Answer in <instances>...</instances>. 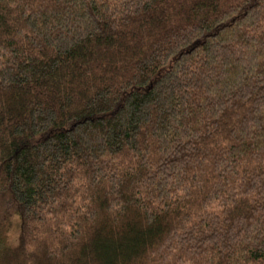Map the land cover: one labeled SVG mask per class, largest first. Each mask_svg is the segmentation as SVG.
Returning a JSON list of instances; mask_svg holds the SVG:
<instances>
[{
	"label": "trees",
	"instance_id": "obj_1",
	"mask_svg": "<svg viewBox=\"0 0 264 264\" xmlns=\"http://www.w3.org/2000/svg\"><path fill=\"white\" fill-rule=\"evenodd\" d=\"M0 264H264V0H0Z\"/></svg>",
	"mask_w": 264,
	"mask_h": 264
},
{
	"label": "rangeland",
	"instance_id": "obj_2",
	"mask_svg": "<svg viewBox=\"0 0 264 264\" xmlns=\"http://www.w3.org/2000/svg\"><path fill=\"white\" fill-rule=\"evenodd\" d=\"M19 218L15 215H10L7 211L5 213L0 207V227L5 232V240L15 245L19 234Z\"/></svg>",
	"mask_w": 264,
	"mask_h": 264
}]
</instances>
